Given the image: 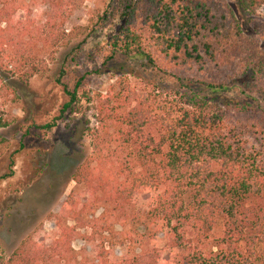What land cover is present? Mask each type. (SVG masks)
Instances as JSON below:
<instances>
[{
  "label": "trees",
  "instance_id": "trees-1",
  "mask_svg": "<svg viewBox=\"0 0 264 264\" xmlns=\"http://www.w3.org/2000/svg\"><path fill=\"white\" fill-rule=\"evenodd\" d=\"M238 1L247 12L264 7ZM37 2L48 7L43 23ZM78 8V0H0V100L51 70ZM105 24L103 65L137 63L185 90L186 106L92 96L87 74L64 63L55 80L64 96L59 115L27 134L48 135L83 101L96 103L98 128L78 130L93 140L73 175L85 191L51 216L60 232L49 244L30 235L10 257L0 252V264H264V47L244 38L227 0H112L92 31ZM2 114L0 130L10 125ZM14 161L0 182L13 177ZM111 219L140 230V251L121 262L106 247ZM160 234L164 245L147 247ZM76 237L95 247L93 256L73 247Z\"/></svg>",
  "mask_w": 264,
  "mask_h": 264
},
{
  "label": "rangeland",
  "instance_id": "rangeland-1",
  "mask_svg": "<svg viewBox=\"0 0 264 264\" xmlns=\"http://www.w3.org/2000/svg\"><path fill=\"white\" fill-rule=\"evenodd\" d=\"M111 1L78 0L79 8L66 25L68 44L53 56L49 63L51 70L35 76L27 87H20L17 98L7 103L0 100L2 116L10 123L0 130V175L9 172L11 160H15L13 177L0 182V252L6 258L30 235L49 244L60 232L51 216L59 213L71 194L81 197L85 191L84 185L74 182L73 175L92 153L93 140L89 132L82 137L78 130L98 128L96 103L83 101L76 117L68 116L48 135H37L34 129L27 134L31 126L50 122L59 115L64 96L55 80L64 63L72 71L87 74L86 89L92 96L98 92L105 96L130 93L167 110L186 106L185 90L145 73L137 63L120 61L103 65L102 49L111 31L106 24L104 29L94 32L92 29ZM227 2L243 29L244 38L264 47V7L247 12L238 0ZM32 8L36 20L43 23L48 7L37 2ZM82 44L76 54H71ZM9 97L13 98L12 95ZM139 199V205L144 207L146 198ZM79 200L80 208H83L88 197ZM101 213L99 209L96 216ZM115 222V219L110 220L114 232L107 235L106 247L111 260L121 262L140 251V230L133 224L123 226ZM100 223L106 224L105 220ZM68 225L74 226L75 222L70 220ZM87 229L91 230L90 227ZM146 242L147 247H162L164 234ZM73 247L94 255L95 247L82 237L75 238Z\"/></svg>",
  "mask_w": 264,
  "mask_h": 264
}]
</instances>
